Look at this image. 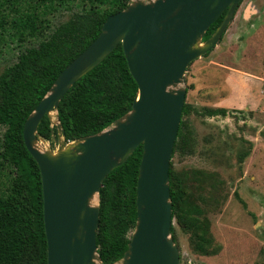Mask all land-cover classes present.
I'll list each match as a JSON object with an SVG mask.
<instances>
[{
  "label": "water",
  "instance_id": "95a60500",
  "mask_svg": "<svg viewBox=\"0 0 264 264\" xmlns=\"http://www.w3.org/2000/svg\"><path fill=\"white\" fill-rule=\"evenodd\" d=\"M241 1L130 0L106 18L96 39L28 115L22 137L40 175L47 264H102L96 245L99 190L139 145L136 222L127 250L113 264L179 263L170 234L169 164L185 103L184 74L220 42ZM118 45L137 86L130 110L100 132L67 142L57 118L60 101ZM45 117L57 130L54 147L37 131Z\"/></svg>",
  "mask_w": 264,
  "mask_h": 264
},
{
  "label": "trees",
  "instance_id": "16d2710c",
  "mask_svg": "<svg viewBox=\"0 0 264 264\" xmlns=\"http://www.w3.org/2000/svg\"><path fill=\"white\" fill-rule=\"evenodd\" d=\"M53 1L52 9L57 13L54 20L25 38L11 39L10 44L17 47L15 60L0 71V126L5 128L0 137V161L13 167L9 186L0 193V264H47L40 175L24 146L23 124L60 72L96 39L106 18L130 3L117 0L104 11L91 6L58 22L62 12H71L72 7L70 0ZM221 19L209 27L203 41L209 39ZM3 45L9 44L5 41ZM136 94L137 86L118 45L60 101L57 118L65 140L71 142L107 128L130 110ZM231 112L224 108L196 109L185 103L172 158L195 154L190 122L193 113L214 118ZM37 131L44 141L51 143L52 136L56 140L57 130L50 127L46 117ZM141 154L139 145L122 166L107 175L99 190L96 245L102 264L119 261L127 250L136 222L135 189ZM224 190L225 183L216 173L173 169L170 161V234L176 246L178 229L187 237L192 254H215L209 213Z\"/></svg>",
  "mask_w": 264,
  "mask_h": 264
},
{
  "label": "rangeland",
  "instance_id": "374dc122",
  "mask_svg": "<svg viewBox=\"0 0 264 264\" xmlns=\"http://www.w3.org/2000/svg\"><path fill=\"white\" fill-rule=\"evenodd\" d=\"M115 1L70 0L72 11L62 12L58 22L91 6L104 11ZM53 4L0 0V71L17 54L10 40L25 38L53 21ZM183 86L188 89L186 104L196 109L222 106L232 112L214 118L193 113L195 154L171 159L173 169L216 173L225 183L222 198L209 213L215 254H192L187 237L177 229L179 264H264V0L241 1L216 47L188 66ZM248 91L254 95L250 104L244 99ZM4 131L0 126V137ZM12 170L0 161L1 194Z\"/></svg>",
  "mask_w": 264,
  "mask_h": 264
},
{
  "label": "crops",
  "instance_id": "0c3cea01",
  "mask_svg": "<svg viewBox=\"0 0 264 264\" xmlns=\"http://www.w3.org/2000/svg\"><path fill=\"white\" fill-rule=\"evenodd\" d=\"M254 95H253V93L252 92H250V91H248V95H247V97L246 98H244L245 100H246V102H248L249 104L250 103H252L253 101H254ZM214 108H224V109H227V108H225V107H214Z\"/></svg>",
  "mask_w": 264,
  "mask_h": 264
}]
</instances>
